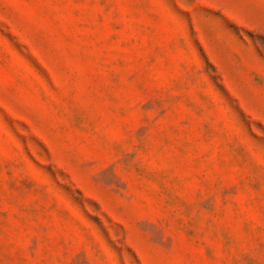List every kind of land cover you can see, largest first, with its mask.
Returning <instances> with one entry per match:
<instances>
[{"label": "rangeland", "instance_id": "1", "mask_svg": "<svg viewBox=\"0 0 264 264\" xmlns=\"http://www.w3.org/2000/svg\"><path fill=\"white\" fill-rule=\"evenodd\" d=\"M0 264H264V0H0Z\"/></svg>", "mask_w": 264, "mask_h": 264}]
</instances>
